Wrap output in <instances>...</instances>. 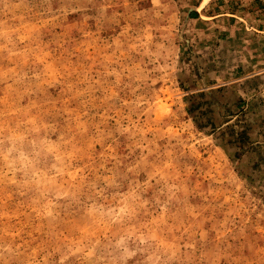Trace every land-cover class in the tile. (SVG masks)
I'll return each instance as SVG.
<instances>
[{
  "label": "rangeland",
  "instance_id": "obj_1",
  "mask_svg": "<svg viewBox=\"0 0 264 264\" xmlns=\"http://www.w3.org/2000/svg\"><path fill=\"white\" fill-rule=\"evenodd\" d=\"M202 1L0 0V264H264V0Z\"/></svg>",
  "mask_w": 264,
  "mask_h": 264
},
{
  "label": "trees",
  "instance_id": "obj_2",
  "mask_svg": "<svg viewBox=\"0 0 264 264\" xmlns=\"http://www.w3.org/2000/svg\"><path fill=\"white\" fill-rule=\"evenodd\" d=\"M188 17L189 18H197V14L195 12H188L187 13ZM194 109V107L190 104L189 107H188V113L190 114L192 112V110Z\"/></svg>",
  "mask_w": 264,
  "mask_h": 264
},
{
  "label": "crops",
  "instance_id": "obj_3",
  "mask_svg": "<svg viewBox=\"0 0 264 264\" xmlns=\"http://www.w3.org/2000/svg\"><path fill=\"white\" fill-rule=\"evenodd\" d=\"M202 2H204V0H203ZM201 4H202V3H201ZM200 6H201V5H200ZM200 6H199V7H200Z\"/></svg>",
  "mask_w": 264,
  "mask_h": 264
}]
</instances>
